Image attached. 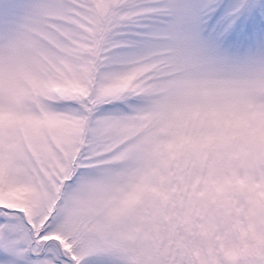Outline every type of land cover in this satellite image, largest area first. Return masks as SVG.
I'll return each mask as SVG.
<instances>
[{"label": "snow or ice", "instance_id": "snow-or-ice-1", "mask_svg": "<svg viewBox=\"0 0 264 264\" xmlns=\"http://www.w3.org/2000/svg\"><path fill=\"white\" fill-rule=\"evenodd\" d=\"M0 264H264V0H0Z\"/></svg>", "mask_w": 264, "mask_h": 264}]
</instances>
